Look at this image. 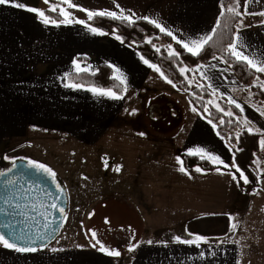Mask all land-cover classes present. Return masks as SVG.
Segmentation results:
<instances>
[{
  "label": "crops",
  "instance_id": "obj_1",
  "mask_svg": "<svg viewBox=\"0 0 264 264\" xmlns=\"http://www.w3.org/2000/svg\"><path fill=\"white\" fill-rule=\"evenodd\" d=\"M58 1L16 0L41 10L64 7L73 23H62V16L55 20L58 26L45 25L34 13L0 5V150L7 147L6 162L31 159L51 168L67 194L58 235L34 253L0 246V264H264V135L253 157L252 189L232 167L227 139L190 102V91L173 87L156 64L149 61L159 71L145 64L134 43L117 40L114 32L92 33L87 13L80 10L119 15L123 9L132 19L147 16L187 40L213 34L221 0H72L75 8ZM233 3L238 7V0L228 5ZM262 12L264 0H246L236 23L234 36L244 22L242 36L250 48L241 50L250 58L264 53ZM162 46L173 50L163 41L155 48ZM214 56L181 67L190 88L208 90L205 104L212 96L234 100L230 104L247 112V127L264 133V101L255 100L249 87L264 88V73L242 84L225 60ZM101 64L116 79H125L117 94L121 99L68 80L70 73H93ZM197 148L220 156L225 163L215 164L219 172L184 167L180 154ZM216 214L231 217L226 235L208 237L198 246L174 240L192 238L188 220ZM96 240L121 255L99 251ZM132 244L138 247L129 252Z\"/></svg>",
  "mask_w": 264,
  "mask_h": 264
},
{
  "label": "trees",
  "instance_id": "obj_2",
  "mask_svg": "<svg viewBox=\"0 0 264 264\" xmlns=\"http://www.w3.org/2000/svg\"><path fill=\"white\" fill-rule=\"evenodd\" d=\"M51 2L60 3L58 0H49ZM231 0H221V3L228 6ZM246 0H238L237 11H244ZM45 14L54 20H61L62 16L57 11L44 10ZM233 16L225 11V15H219L221 23L215 25L216 32L212 34L213 40L205 46L199 56H191L180 45L177 44L172 37L165 32H161L154 24L149 23L143 18L132 19V22L114 20L108 16H96L89 20V25L107 32H114L124 43H134L138 52L151 63L156 64L164 76L169 79L179 89L190 91L189 100L193 106L215 126L218 134L225 137L231 145L233 159L237 167L245 173L249 178V185L253 189L256 183V175L252 170L254 153L258 150V139L261 133L249 134L248 131L241 127L236 115L239 110L232 104L221 99L219 102L220 108H210L208 112L204 111L205 99L209 97L208 90L201 86L190 88L185 76L180 72L182 66L193 67L200 62H206L214 55L221 56L226 63L238 76L242 84H250L254 76H260L261 73L251 68L244 61H236L229 52L225 49L228 44L233 41L236 23L240 18ZM158 41H163L166 44H172L173 50L179 52L178 57H173L166 47L162 46L158 49ZM68 80L84 85H92L99 88L111 89L117 94H122L123 85L114 77L112 70L105 64L99 65L98 69L93 73L79 72L70 73ZM252 95L255 100L264 101V88L258 85H250ZM225 110H230L232 115L225 113ZM239 129L237 134L232 133L233 130ZM240 148L242 151H237ZM183 165L187 169L198 166L204 170H210L217 167L207 159H201L199 156L181 153ZM10 162H6L3 168L0 167V172L8 166ZM241 183V181H239ZM186 230L191 234L203 235L208 237H221L228 233L230 229V219L226 214H216L210 216H201L190 219L186 222Z\"/></svg>",
  "mask_w": 264,
  "mask_h": 264
},
{
  "label": "snow or ice",
  "instance_id": "obj_3",
  "mask_svg": "<svg viewBox=\"0 0 264 264\" xmlns=\"http://www.w3.org/2000/svg\"><path fill=\"white\" fill-rule=\"evenodd\" d=\"M113 2L115 3V0H113ZM235 2V0H234ZM45 4L49 3V0H44ZM61 3L64 5H67L68 8H75V7H79L78 5H76L75 3L72 2V0H61ZM0 5H10L11 7L14 8H18V9H23L26 10L30 13H34L36 14L37 18H39L45 25L48 24H53V25H57V21L55 20H51L46 14L44 10L38 9L36 7H31L28 6L25 3H19L16 2V0H0ZM116 8H120L119 4H116ZM221 8V12L220 15L223 16L225 15V11L227 13H231L233 16H239L240 13L237 11L236 6L233 5H228L225 8V5L223 3H221L220 5ZM50 11H55L56 10V6L53 5L52 7H50L49 9ZM81 11H85L87 13V17L88 20H92L94 17L96 16H100V17H104V16H108L114 20H122V21H128V22H132V16H126L124 15V10L121 9L120 10V14L118 15L116 11H107V10H99V11H92V10H88V9H84V8H80ZM59 12L60 15L64 17L63 21H61L64 24H69V23H73V21L69 18L70 17V13L68 11L65 10L64 7H60L59 8ZM260 15L264 16V12L260 13ZM143 19L148 20L149 23H152L155 25V27L159 28L161 32H166V34L170 37H172L173 40H175L177 42L178 45H180L185 51H187L191 56L195 57V56H199L201 51L205 48L206 45H208L212 40L213 37L212 35L209 34H205L203 36L197 37V38H189L187 40L184 39H177V37L175 35H173V33L171 31H166L165 27L161 26L160 23H158L156 20H151L149 17L145 16L143 17ZM76 23H80V24H84L85 21L82 20H77L75 21ZM217 25H219L221 23V21L219 19H217L216 21ZM244 27V22L241 20L238 23L237 26V32L234 36V39L231 43L228 44L227 48L225 49L227 52H229V54L235 58L236 61H245L247 62V65L251 68H254L257 72L259 73H264V53H258L259 59H256L255 57L250 58L248 55H245L244 52L241 50H247L250 48V45L246 42V40L243 38L242 36V29ZM89 30L92 33L95 34H99V35H104L105 33L102 32L100 29L96 28V27H91L89 26ZM212 32L215 33L216 32V28L212 29ZM117 40H120L119 36H116ZM169 47L171 48V45H169ZM170 55L173 57H178L180 55L179 52H176L175 50H172L170 52ZM141 59H143V57H141ZM213 59H217V57L213 56ZM143 62L145 64H148L149 67H152L154 70L159 71V68H157L156 65H152L149 63L148 60H143ZM227 62V61H225ZM73 64H76L77 69H80V65L76 63V61H73ZM200 66L198 65L197 68H199ZM181 73H184L186 71L185 68H180L179 69ZM117 79H120L121 83H125V79L122 77H117ZM168 83H171V81L169 80ZM65 87L68 88H76L79 89L81 87V85L79 84H74V83H65L64 85ZM173 87H175V85H173ZM89 91L93 92L94 94L100 95V96H107L111 99H121L120 95H117L116 92L112 91L111 89H102V88H96V87H91L89 89ZM230 103H236L234 100H230ZM237 107H240L239 104L236 105ZM193 111H196L195 109H193ZM229 116L232 115L231 112L227 113ZM262 116H264V111H262L260 113ZM209 123L211 124L212 122L209 121ZM251 122L248 121L247 119H245L244 121V126L247 127ZM213 127H215V125H213ZM247 131L249 134H253L255 133H261V129L260 128H254V127H247ZM140 135H144V133H140ZM261 135H264V133H261ZM260 145L261 147H264V139L260 140ZM231 150V149H230ZM237 151H242V149L238 148L236 149ZM188 153L190 155H196L199 154L200 158L203 160L205 158H207L209 161H211L213 164H224L225 162L220 158L219 155H212L210 153V151L206 152L204 149L202 148H197L195 150V152H193L192 149L188 150ZM4 160H9L10 158L8 156H4L2 157ZM13 161V167H15V159L17 158H11ZM19 159H23V158H19ZM177 161H179V157H177ZM227 167V165H225ZM26 167L27 169L32 170V172L40 174L42 177H44V180H42L41 182H46L48 180H50L52 183L56 182V174L53 172V170L49 167H47L46 165L42 164V163H38L35 160H31L29 159L27 161V165L23 166ZM232 167H234L236 169V172L239 174V178L243 181L244 184L249 183V178L248 176L245 175V173L243 171L240 170L239 167L236 166L235 161H233ZM120 168L119 166L115 169V171H119ZM181 172H184L185 169L184 167H180L179 169ZM197 172L202 171V169L200 167H197L195 169ZM218 172L220 171L219 167H217L216 169ZM8 171H11V168L8 169ZM23 174L25 175H31V172H24ZM0 175H4L3 172H0ZM233 180H236L237 177L235 175L232 176ZM6 183H12L11 180L6 181ZM57 188H59V185H57ZM7 198H5V203H7ZM51 207L56 208L57 205L55 203H53L51 205ZM59 211L61 214H63L64 209L63 208H59ZM229 219H231V217L229 216ZM107 222V221H106ZM5 228L8 227V225H3ZM48 225L45 224V227H47ZM9 235H12V233H9ZM192 238L191 239H181V237L176 236L174 237V240L178 243H182V244H188V245H199L200 242L205 241L207 238L203 235H198V234H191ZM17 240L19 239H23V236H19L17 235L15 237ZM92 238L96 239V233L92 232ZM42 239V237H41ZM149 244L152 243V241H148ZM96 244H99V251L101 252H105L107 255L109 256H113V257H119L121 255V253L115 249L109 250L107 249L99 240H96ZM96 244L93 245V247H96ZM0 246H2L5 249H12L15 250L16 252H36L38 251V249L36 247H31V246H21L17 243H14L12 241H10L9 239L6 238V236L4 234H0ZM138 247L137 244H132L129 246L128 251L132 252L134 251L136 248ZM53 251H56V249H53Z\"/></svg>",
  "mask_w": 264,
  "mask_h": 264
},
{
  "label": "water",
  "instance_id": "obj_4",
  "mask_svg": "<svg viewBox=\"0 0 264 264\" xmlns=\"http://www.w3.org/2000/svg\"><path fill=\"white\" fill-rule=\"evenodd\" d=\"M27 161L17 158L15 167L12 161L1 171L4 175H0V234L21 246L40 249L58 235L63 225L67 194L57 176L55 183L50 180L41 182L44 177L23 167ZM24 172H31V175H25ZM9 180L12 183H6ZM53 203L57 205L56 208L51 207ZM59 208L64 209L63 214ZM45 224L48 226L45 227ZM17 235L24 238L17 240Z\"/></svg>",
  "mask_w": 264,
  "mask_h": 264
},
{
  "label": "rangeland",
  "instance_id": "obj_5",
  "mask_svg": "<svg viewBox=\"0 0 264 264\" xmlns=\"http://www.w3.org/2000/svg\"><path fill=\"white\" fill-rule=\"evenodd\" d=\"M233 4H234V6H236V3H233ZM233 4H232V5H233ZM236 7H237V6H236ZM248 92H249V95H250V91H248ZM250 96H251V95H250ZM212 107H214V108H220V105H219V98L216 97V96H212L211 99L208 100V101L206 102L205 107H204V111H205V112H208V111L210 110V108H212ZM242 110H243L244 112H243ZM242 110L239 112V114L242 113V116L240 115V118H239V114H238V115H236V118H237V120H238L240 123H242V124L244 125V121H245V119H247V115H246L245 113H247V112H246L245 109H243V108H242ZM237 132H238L237 129H235V130L232 131V133H234V134H237ZM5 145H6V144H5ZM6 148H7L6 146H3V147L1 148V150H0V167L6 163V161L2 158V157H4V156H6V155H5V152H6L5 149H6Z\"/></svg>",
  "mask_w": 264,
  "mask_h": 264
},
{
  "label": "flooded vegetation",
  "instance_id": "obj_6",
  "mask_svg": "<svg viewBox=\"0 0 264 264\" xmlns=\"http://www.w3.org/2000/svg\"><path fill=\"white\" fill-rule=\"evenodd\" d=\"M4 165L1 166V168H3Z\"/></svg>",
  "mask_w": 264,
  "mask_h": 264
}]
</instances>
